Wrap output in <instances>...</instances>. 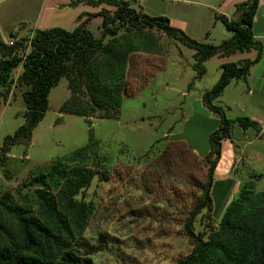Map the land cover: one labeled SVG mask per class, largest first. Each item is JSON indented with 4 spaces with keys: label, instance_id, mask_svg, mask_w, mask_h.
<instances>
[{
    "label": "rangeland",
    "instance_id": "1",
    "mask_svg": "<svg viewBox=\"0 0 264 264\" xmlns=\"http://www.w3.org/2000/svg\"><path fill=\"white\" fill-rule=\"evenodd\" d=\"M88 1L0 0L2 39L9 43L12 35L28 38L38 28L73 30L87 18V27L99 38L104 29L100 11L113 15L115 8ZM127 1L137 12L166 16L173 26L191 38L212 44L231 36L221 16L236 19V5L242 2ZM133 34L138 39L142 36L150 40L152 45L145 47L148 42L145 45L140 38L135 51L128 56L125 92L118 117H101L104 111L92 107L85 94H77L78 99L74 101L86 104L90 111L88 117L60 111L71 96L68 80L63 77L51 89L48 109L33 129L30 143L12 146L4 156L0 148V197L8 191L16 202L40 215L41 205L33 191L37 186L27 187L25 182L31 180L39 167L87 145L93 134L98 143L92 149L88 164L109 170L107 180L96 176L84 191L85 199L93 203L94 210L82 237L90 244H98L102 236L106 238L105 248L91 256L93 264H173L192 250L195 240L187 235L184 226L206 176L201 157L209 152V135L219 124L218 114L204 105L202 97L219 80L220 64L237 62L241 55L240 51L230 57L214 55L204 64L205 74L197 77L195 50L180 39L156 27L125 25L119 31V35ZM110 39L107 36L105 42ZM21 72L20 66L8 83L0 84V147L5 136L13 134L25 122L27 106L23 92L29 87L20 81ZM223 97L219 96L214 103L224 107ZM175 138L195 147L201 157L190 152L187 144H173L169 156L163 155L162 149ZM260 140L264 143V137ZM238 143L246 151L232 199L239 196L240 186L250 176H258L255 192L264 190V145L258 148ZM214 198L215 217L220 219L225 201L220 195L215 194ZM207 215L203 211L198 216L196 233H207L209 222H217L214 216L209 219ZM0 217L4 218L9 232L18 230L14 219L1 208Z\"/></svg>",
    "mask_w": 264,
    "mask_h": 264
},
{
    "label": "trees",
    "instance_id": "2",
    "mask_svg": "<svg viewBox=\"0 0 264 264\" xmlns=\"http://www.w3.org/2000/svg\"><path fill=\"white\" fill-rule=\"evenodd\" d=\"M87 3H107L115 8L113 15H108L103 9L100 11L104 29L99 38L87 27L88 18L73 30L38 28L28 38L18 39L12 35V43H5L0 33V84L8 83L14 70L21 66L19 79L29 87L23 92L27 106L25 122L13 134L5 136L0 147L2 156L8 154L14 145L30 143L33 129L48 109L51 89L63 77L68 80L71 96L60 111L88 117L90 111L86 104L74 101V98L78 99L77 94H85L93 103L92 107L104 111L101 117L120 115L128 56L135 51L140 38L144 39V44L148 42V39L142 36L138 39L134 34L119 35L125 25L156 27L193 48L197 77L205 74L204 64L214 55L228 56L237 51L255 49L257 53L253 59L223 63L219 80L203 94L204 105L219 116L217 128L209 135V152L201 157L186 141L175 138L161 153L167 157L173 144H187L190 152L204 160L206 168L205 179L200 184L201 193L184 226L195 245L173 264H264V190H254L258 176L242 183L237 198H231L233 179L219 184L213 192L217 184L215 168L222 155V140L235 139L236 125L243 130L253 128L257 134L262 131L258 121L245 115L231 118L225 107L214 103L231 81L245 79L251 66L263 55V45L253 32L260 0L238 3L236 19L221 16L232 34L219 44L191 38L173 26L168 17L137 12L127 0H89ZM107 36L111 39L105 42ZM147 44L145 47L151 46L152 42L149 40ZM97 143L91 134L87 145L39 167L31 180L25 182L27 187L37 186L33 191L41 205L40 215L16 202L8 191L0 197V208L14 219L18 228L16 232H9L4 218L0 217V264H93L91 256L105 248L106 238L102 236L98 244H90L82 237L94 210L93 203L85 199L84 191L96 176L103 180L109 178V170H99L88 164ZM214 194L225 201L220 219L215 217ZM203 211L207 212L209 219L214 216L217 222H209L207 233H196L195 223Z\"/></svg>",
    "mask_w": 264,
    "mask_h": 264
},
{
    "label": "crops",
    "instance_id": "3",
    "mask_svg": "<svg viewBox=\"0 0 264 264\" xmlns=\"http://www.w3.org/2000/svg\"><path fill=\"white\" fill-rule=\"evenodd\" d=\"M253 32L254 37L263 45V55L259 62L251 66L247 77L245 79L231 81L222 96H224L223 104L227 109V115L229 117L249 116L261 124L262 131L257 134L253 128L243 130L240 126L236 125L233 132L235 139L228 138L222 140V155L215 168L217 184L213 192L218 189L217 186L219 184L228 183L226 181L231 179L234 180L232 194L237 189L236 185H239L237 174L240 172V164L245 160L244 151H246V148L243 149L242 144L239 146L238 142L246 143V145H257L258 148L264 145L260 140V138L264 137V0H260L253 23ZM240 53L241 55L238 61L246 58H255L257 50L240 51ZM233 54L228 55V57ZM227 90L229 92L226 95ZM194 150L197 152L195 147ZM255 154L258 156L259 152Z\"/></svg>",
    "mask_w": 264,
    "mask_h": 264
},
{
    "label": "built area",
    "instance_id": "4",
    "mask_svg": "<svg viewBox=\"0 0 264 264\" xmlns=\"http://www.w3.org/2000/svg\"><path fill=\"white\" fill-rule=\"evenodd\" d=\"M9 43H12V41H10Z\"/></svg>",
    "mask_w": 264,
    "mask_h": 264
}]
</instances>
